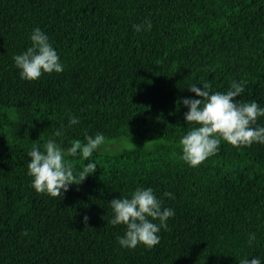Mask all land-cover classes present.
<instances>
[{"label":"trees","instance_id":"trees-1","mask_svg":"<svg viewBox=\"0 0 264 264\" xmlns=\"http://www.w3.org/2000/svg\"><path fill=\"white\" fill-rule=\"evenodd\" d=\"M151 21V28L133 25ZM39 26L64 70L22 79L13 54ZM264 106V0H0V264H238L264 257V144L220 150L193 167L179 139L188 85ZM198 87L202 85L198 84ZM70 114L56 137L67 147L87 132L151 142L94 152L97 169L59 196L37 192L27 153ZM258 124H264V116ZM76 169L87 162L69 155ZM151 186L175 210L154 247L123 248L109 201ZM174 198L163 196L165 191ZM88 217L85 223L83 217ZM255 239L249 244V235Z\"/></svg>","mask_w":264,"mask_h":264},{"label":"clouds","instance_id":"clouds-1","mask_svg":"<svg viewBox=\"0 0 264 264\" xmlns=\"http://www.w3.org/2000/svg\"><path fill=\"white\" fill-rule=\"evenodd\" d=\"M135 31L148 30L151 21L133 25ZM31 44L26 50L13 54V60L19 69L22 79L35 80L43 73H59L64 70L57 49L49 35L39 26L33 27L30 32ZM200 84L202 87H198ZM247 81L233 79L227 91H212V85L206 81L188 85L191 92L196 94L183 97L182 103L187 106L184 119L192 122L193 126L179 139L181 158L190 166H197L207 157L220 150L222 140L234 146L251 145L253 142L264 144V124H258L259 117L264 116V106L256 101L244 102L239 97L245 90ZM80 123V117L70 114L67 125H61L52 136L48 137L43 145H33L27 153L28 174L32 177V187L41 193L51 196L62 195L71 184L83 181L86 176L94 173L97 164L87 159L103 147L109 150L115 146L118 150L130 143V137L122 135L108 145L103 132L90 135L84 134L83 142L76 139L67 147L56 137L64 135L65 127ZM132 143V142H131ZM133 144V143H132ZM80 156L87 159L81 169H76L67 157ZM163 196L174 198V193L165 191ZM113 216L110 223L123 224L125 231L116 239L123 248H135L138 244L151 248L161 240V229H167L168 218L175 215V210L164 206L163 199L158 197L151 186H137L130 196H120L109 201ZM85 223L88 217H83ZM255 239V233L249 235V244ZM244 255L238 264H264V257L259 254Z\"/></svg>","mask_w":264,"mask_h":264},{"label":"rangeland","instance_id":"rangeland-1","mask_svg":"<svg viewBox=\"0 0 264 264\" xmlns=\"http://www.w3.org/2000/svg\"><path fill=\"white\" fill-rule=\"evenodd\" d=\"M114 140L115 139H113V140L106 139V142H107L108 145H112ZM130 141L133 144L130 142V143H128V145L125 148H143L145 146L151 145V142H149L147 140H142V139H139V138H130ZM117 150L118 149L115 146L110 147L109 150H104V148L102 147L101 150L98 151V152H102V153H112V152H115Z\"/></svg>","mask_w":264,"mask_h":264}]
</instances>
